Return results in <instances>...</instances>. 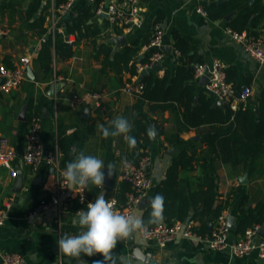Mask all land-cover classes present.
I'll use <instances>...</instances> for the list:
<instances>
[{"label":"crops","instance_id":"crops-1","mask_svg":"<svg viewBox=\"0 0 264 264\" xmlns=\"http://www.w3.org/2000/svg\"><path fill=\"white\" fill-rule=\"evenodd\" d=\"M33 1L0 0V29L4 31L3 34H0V65L6 63L7 67H18L20 59L28 57L31 59L30 66L37 78V82H31L27 78L18 89L8 94H0V137H7L17 150L18 157L14 165L18 171L23 173L24 181L23 190L20 194L16 193L14 188L17 179L11 176L10 170L0 165V208L7 212L5 224L0 227V248L5 252L22 254L28 264H77L76 258H66L60 254L57 245L61 236L76 235L80 232L81 226L78 224L77 212L76 214L67 212L59 216L56 208H50L37 216L31 214L42 199L50 197V191L55 182L47 164L43 162L36 166L26 165L20 158L30 124L28 119L22 120L20 117L25 107L27 108V117L29 101L32 98L37 100L41 95H44L42 140L48 150H59L57 122L54 120L56 112L54 109H50V106L62 94V90L79 95L90 92L103 94L102 100L107 104L109 112L105 122L111 124L112 128L113 120L123 117L128 119L131 124V108L135 98L125 89L129 86L136 88L139 84L138 78L147 65L143 62L149 55L150 57L152 55L148 42L155 24H160L165 32L164 46L172 48L170 54L165 52L162 67L153 73L160 78H163L167 72L174 74L181 59H190L194 65L197 63L212 64L215 59H218L226 64L228 69H235L232 82L242 88L248 86L251 89L252 94L246 104L248 107L255 108L259 95L264 91V66L252 59L245 52L243 46L228 35L226 30L230 22L225 19L214 20L203 16L196 12L197 4L195 2L142 0L144 5L142 25L130 32L111 25L106 19L96 18L95 21H90V23L97 24L94 25L96 28L90 30L92 34L89 31L88 37L78 42L74 47V55L71 59L56 63L54 69L56 72H61L58 81L55 82L54 77L47 85V83L38 81V69L35 61L42 49V38L29 28L27 23V12ZM249 1L246 0L245 5L249 6ZM256 2L257 0L254 4ZM53 3V0H43L38 13H41L46 7H48L46 12H51ZM74 10L76 9L74 8ZM233 12H236V15L238 13L237 10ZM71 13V16L67 14L60 19L59 23L63 29L65 20L72 17L75 11H71ZM260 31H264V26ZM248 32L251 33L249 30ZM174 34H178L185 40L186 53H182L175 46ZM122 36L125 37L124 43L115 41L116 38ZM70 40L76 42L75 35H72ZM126 49L135 51L131 64L137 67L138 75L136 76H132L127 70H122L124 69L123 65L111 64ZM175 49L179 51V54L174 52ZM129 66L131 65L129 64ZM57 82L63 83L65 86L56 97L52 98L48 95V89ZM188 84L195 87L198 98L200 93H205V84L201 82V79H194ZM175 106L177 111L167 109L163 113L153 114L154 120L158 122L159 130L152 129V133L155 131L156 137L152 134V142L149 143L147 149L152 160L150 174L153 188L145 198L152 197L154 188L166 179L168 169L182 149L200 142L207 135L209 129L208 126L183 128V109H178V105ZM87 108H90V113L87 118H84ZM73 109L81 112L79 123L81 141L78 144V151L89 152L103 159L106 166L109 164L113 166L112 186H116L113 191L116 192V188L123 181L120 177L121 164L114 161V157L118 158L125 152L127 140L123 134L104 138L101 132V123L98 124L95 133L88 134V122L96 116L93 104L80 105ZM256 110L258 111L257 108ZM72 112L58 111L65 118L66 125H72L77 120V116ZM66 129L68 134L76 131L75 127ZM179 140L183 142V145H180ZM203 149H206V146H203ZM201 164L202 161H197L193 170L181 173V179L184 180L183 185L191 193L200 189L206 190L208 186V181L205 182L207 171L201 167ZM255 165L256 168L252 172L247 169L237 173L232 172L221 163L218 165L219 180L216 204L223 201L229 202L228 210L224 213L227 222L229 216H233L237 226L236 230L230 229L229 242H235L242 236L238 232L240 219L243 215L242 207L245 206V210H249L256 208L262 202L264 203V154L256 159ZM105 173L107 178V169H105ZM95 187L94 185L88 186L90 200H94L102 191L105 195L108 188H111L104 184V189L98 188L99 194L95 196ZM68 192L72 194L73 191L68 189ZM150 206L149 204L148 207ZM147 208L139 209L138 207L137 210L144 213ZM198 210H202L200 201L191 208V213L187 217L194 220L197 226L199 223L194 219V216ZM217 220H209L206 234H198L192 238L179 237L165 248H160L155 243L144 240L140 234L125 238L117 243L107 264H264V258H260L256 253L243 258H235L228 250L212 249L207 237L216 231ZM259 226L261 229L264 224ZM259 236L263 237L260 234ZM138 249L148 256V261H144L134 254ZM84 259L88 261V264H92V261L102 259V257L97 254L93 257H84Z\"/></svg>","mask_w":264,"mask_h":264},{"label":"trees","instance_id":"trees-1","mask_svg":"<svg viewBox=\"0 0 264 264\" xmlns=\"http://www.w3.org/2000/svg\"><path fill=\"white\" fill-rule=\"evenodd\" d=\"M60 4L66 0H55ZM219 0H208L205 10L208 16L214 20H224L225 17L233 11H238L235 18L228 26L238 32L250 31L253 35L263 34L260 29L264 26V4L263 0H257L253 6H248L246 0H230L223 4H217ZM43 0H34L27 12V23L29 28L34 30L38 36L44 38L42 49L36 61L38 69V81L50 84L53 78L60 76L59 71L54 69L55 63L66 62L74 55V47L79 41L88 37L89 31L96 28V23L90 21L96 20V10L98 4H91L89 1H81L75 6V14L65 20L64 33H57L53 40L52 36L47 35V19L49 12L46 7L40 13V17L35 15L40 11ZM72 11V12H73ZM251 24L250 27L248 24ZM97 30V29H96ZM98 31V30H97ZM91 32V31H90ZM92 34V32H91ZM75 35L76 42L69 43V39ZM175 46L182 53H186V43L178 34H174ZM149 43V42H148ZM186 44V45H185ZM135 54L134 50L126 49L117 59L111 62L112 65H123L122 70H127L132 76L138 75V70L131 61ZM6 62V61H5ZM4 62V63H5ZM150 62V55L143 63ZM129 64L131 66H129ZM7 67V64L5 63ZM14 68L8 66V68ZM195 68L192 60L181 59L180 65L174 74L167 72L163 78L155 76L153 73L144 77L141 84L144 86L140 94L135 93V102L131 108L132 123L129 135L136 140L134 146H130L127 141L126 150L114 161L121 162L123 159H129L137 163L144 156H149L147 149L152 142V129L159 130L158 122L154 120L153 114L163 113L165 110H176L175 105L183 109V128H200L208 126V132L200 142H196L189 148H183L179 156L167 171L166 179L156 186L153 190L152 198L156 194L164 196L163 219L160 222L171 226L175 222H185L191 213V208L199 201L202 203V210L196 211L194 219L199 223L195 231L204 235L208 231L209 220H216L225 211L228 210L229 202L223 201L216 204L217 186H218V165L221 163L228 167L232 172L255 170V161L264 154V91L258 97L257 107H248L246 101L240 102L237 110L232 109L230 105L224 107H214L215 100L205 93H200L199 101L195 87L188 82L194 80ZM228 81L234 80L235 69H228ZM237 91L242 87L236 85ZM248 87V86H246ZM74 94V93H73ZM73 94L67 90L58 97L59 112L73 111L77 116L76 122L72 125L65 124V118L59 113L57 115V145L61 154V165L65 168L66 163L75 159L80 152L78 144L81 141L80 114L81 112L71 108L65 98ZM37 102V104H36ZM44 95L37 100L32 98L28 103L27 119L30 122L35 112L44 114ZM175 104V105H174ZM52 102L50 109H54ZM258 109L256 112L255 109ZM95 118L88 122V134L95 133L98 124L110 127L111 124L105 122L109 112L105 101L101 100L99 106L94 107ZM68 127H75L76 131L68 134ZM111 128V127H110ZM106 138V137H104ZM180 145L183 142L179 140ZM206 146V149H203ZM87 155H93L86 152ZM202 161L201 167L207 171L205 182L208 181L206 190L200 189L191 193L187 191L181 179V173L193 170L195 163ZM112 186L108 188L106 199L114 195L120 207L125 208L128 195L132 188L129 183L123 181L118 188ZM95 196L99 194V189L95 187ZM89 194V191H88ZM94 196V195H92ZM199 200V201H198ZM84 206L77 201L70 207L69 213L76 214ZM151 206L148 207L143 215L147 225H157L158 223H147L149 220ZM242 217L240 219L238 232L243 235L248 229L257 225L264 224V203H260L256 208L245 210L242 207ZM159 222V223H160Z\"/></svg>","mask_w":264,"mask_h":264},{"label":"built area","instance_id":"built-area-1","mask_svg":"<svg viewBox=\"0 0 264 264\" xmlns=\"http://www.w3.org/2000/svg\"><path fill=\"white\" fill-rule=\"evenodd\" d=\"M51 12H49L47 25V35L52 36L53 40L57 33H64V29L60 26V19L73 11L75 6L85 0H66L60 4H56L53 0ZM91 4H98L96 10V18H100L102 14L106 16V20L114 26L120 27L125 32H130L133 29L140 27L143 21L144 5L142 0H86ZM187 2H195L197 4L196 12L203 16H208L205 5L208 0H185ZM209 17V16H208ZM227 33L238 44L242 45L245 52L261 66H264V33L253 35L248 31L238 32L230 27L227 28ZM4 31L0 29V34ZM164 36L165 32L160 24H155L150 40L149 47L152 50L150 62L145 65V69L149 70L155 63L162 62L165 57L164 51ZM44 38H42V42ZM72 41L69 39L68 41ZM175 53L179 54L177 49ZM31 59L22 57L20 65L14 68H8L5 65H0V94H8L27 80V68L30 66ZM56 66V63H55ZM194 79L200 80L207 77L208 81L205 84V94L213 97L215 102L220 101L224 105H230L232 109L237 110L238 104L242 101H247L252 94L251 89L243 87L241 91H237L234 84L228 81V67L221 60L215 59L212 64L197 63L194 65ZM55 82L58 77L55 76ZM144 86L139 83L136 88L129 86L125 90L132 95L140 94ZM64 90H62V93ZM103 94L87 93L84 95L73 94L65 98L71 108L80 105L93 104L99 106ZM54 120L57 122V113L59 111L58 100H54ZM44 118L42 114L35 112L31 118L28 131L25 136L24 150L20 158L26 165L36 166L45 163L49 166L53 176L55 185L50 191V197L42 199L40 203L31 212L32 216H37L41 212L50 208H56L58 215L69 212L70 207L77 201L83 205L81 209H86L88 202L92 201L88 196V186L85 187L83 193L69 194L66 181V171L61 165V154L58 149H46L42 140ZM119 155V154H118ZM18 157L17 150L12 146L10 140L2 136L0 137V165L10 170L13 178H17L18 170L14 163ZM120 177L122 181L130 184L132 191L128 195V201L125 208L119 206L115 197L107 199L114 200V210L122 214L135 213L139 203L148 195L153 188L151 178L152 160L150 156H144L137 163H133L129 159H123L121 162ZM80 191V189H76ZM81 195L84 197L81 199ZM79 211V210H78ZM77 211V214H78ZM7 212L0 208V227L5 224ZM196 222L189 220L188 222H175L169 226L164 222L157 225H147L146 229L139 233L140 236L148 241L155 243L160 248H165L171 242L179 237L192 238L198 236L195 231ZM260 226L257 225L248 229L237 241L229 242L228 234L230 229L226 214H222L217 220V229L209 237H207L210 247L217 251L228 250L233 257L243 258L253 253H256L260 258H264V236H259ZM0 264H28L26 258L17 252H5L0 248Z\"/></svg>","mask_w":264,"mask_h":264},{"label":"clouds","instance_id":"clouds-1","mask_svg":"<svg viewBox=\"0 0 264 264\" xmlns=\"http://www.w3.org/2000/svg\"><path fill=\"white\" fill-rule=\"evenodd\" d=\"M104 137L124 135L130 146L136 144L133 136L129 135L131 124L126 118L114 121L112 128L101 125ZM154 134V133H151ZM113 166L105 165V161L95 155L84 152L66 163V181L68 189L74 193L94 185L104 189L106 173L113 175ZM80 189V191H75ZM84 197L81 195V199ZM165 198L156 194L150 201L151 211L147 223H159L163 219ZM114 200L106 199L103 191L94 200L88 202L86 209L78 211V224L81 230L76 235H63L57 243L59 253L66 258H76L77 264H88L84 257L99 254L102 259L92 261V264H107L117 243L125 238L143 232L147 224L143 212L137 210L132 214H122L114 210Z\"/></svg>","mask_w":264,"mask_h":264},{"label":"water","instance_id":"water-1","mask_svg":"<svg viewBox=\"0 0 264 264\" xmlns=\"http://www.w3.org/2000/svg\"><path fill=\"white\" fill-rule=\"evenodd\" d=\"M230 0H219L217 1V4H223L225 2H228ZM255 0H250L249 1V6H252L254 4ZM69 16L72 15L71 12L68 13ZM236 15V12H232L230 14H228L226 17H225V20L228 21V22H231L232 19L235 17ZM40 16V13L36 14L35 18H38ZM34 18V19H35ZM100 18L102 19H105L106 16L104 14H102L100 16ZM33 19V20H34ZM248 26H250V23L248 24ZM116 42L118 43H124L125 42V37L122 36V37H118L116 38L115 40ZM171 47H165L164 46V51L167 53V54H170L171 52ZM162 67V62H158V63H155L154 66L152 68H150L149 70H146L144 69L142 72H141V75L139 76L138 78V83H141L143 78L148 76L150 73H155L157 72L160 68ZM27 78L29 81L31 82H37V78L31 68V66H29L27 68ZM208 81V78L207 77H203L201 79V82H204V84H206ZM4 83V80L0 81V84H3ZM64 84L63 83H55V84H52L49 89H48V95L52 98L56 97L59 93V91L64 88ZM199 98L196 97L195 101L198 102ZM214 107H224V104L220 101H216L214 103ZM257 111V110H256ZM26 112H27V108L25 107L22 111V114H21V119L22 120H27V117H26ZM90 113V108H87V110L84 112V118H87V115ZM118 118L114 119L113 121L117 120ZM153 136L156 137V134H155V131H153ZM113 175L111 177H108L105 179V184L109 187H111L113 185V179H112ZM17 182L15 184V188H14V191L18 194L21 193V191L23 190V187H24V181H23V173L22 172H18V176H17ZM152 197H147V198H144L138 205L139 209H145L148 207V205L150 204V201H151ZM190 220V218H187L185 220V222H188ZM212 227V226H211ZM228 227L229 229L231 230H236L237 229V226H236V220L233 216H229L228 218ZM259 234L261 236H264V226L260 229L259 231ZM138 258L144 260V261H148V256L146 254H143L142 251L140 249H138L135 253H134Z\"/></svg>","mask_w":264,"mask_h":264}]
</instances>
